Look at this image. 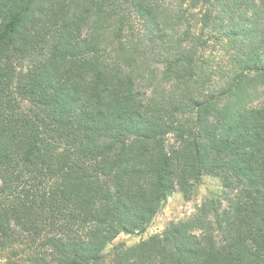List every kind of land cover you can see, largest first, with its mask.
I'll use <instances>...</instances> for the list:
<instances>
[{
  "label": "trees",
  "instance_id": "obj_1",
  "mask_svg": "<svg viewBox=\"0 0 264 264\" xmlns=\"http://www.w3.org/2000/svg\"><path fill=\"white\" fill-rule=\"evenodd\" d=\"M0 264H264V0H0Z\"/></svg>",
  "mask_w": 264,
  "mask_h": 264
},
{
  "label": "rangeland",
  "instance_id": "obj_2",
  "mask_svg": "<svg viewBox=\"0 0 264 264\" xmlns=\"http://www.w3.org/2000/svg\"><path fill=\"white\" fill-rule=\"evenodd\" d=\"M229 191L223 186L221 178L215 174H205L194 187L190 198L176 191L169 196L161 206L160 211L147 229L142 233H121L105 249L106 254H112L115 249L128 248L156 234H162L173 221L194 216L200 205L209 197L221 199L228 206Z\"/></svg>",
  "mask_w": 264,
  "mask_h": 264
}]
</instances>
